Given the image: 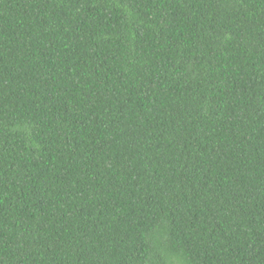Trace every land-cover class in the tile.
I'll return each mask as SVG.
<instances>
[{
	"label": "trees",
	"instance_id": "obj_1",
	"mask_svg": "<svg viewBox=\"0 0 264 264\" xmlns=\"http://www.w3.org/2000/svg\"><path fill=\"white\" fill-rule=\"evenodd\" d=\"M0 264H264V0H0Z\"/></svg>",
	"mask_w": 264,
	"mask_h": 264
}]
</instances>
